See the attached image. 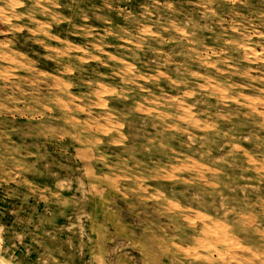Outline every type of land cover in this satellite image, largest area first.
Here are the masks:
<instances>
[{"label": "rangeland", "instance_id": "rangeland-1", "mask_svg": "<svg viewBox=\"0 0 264 264\" xmlns=\"http://www.w3.org/2000/svg\"><path fill=\"white\" fill-rule=\"evenodd\" d=\"M0 52L9 254L264 264V0H0Z\"/></svg>", "mask_w": 264, "mask_h": 264}, {"label": "crops", "instance_id": "crops-1", "mask_svg": "<svg viewBox=\"0 0 264 264\" xmlns=\"http://www.w3.org/2000/svg\"><path fill=\"white\" fill-rule=\"evenodd\" d=\"M16 207H17V205H16ZM0 208L4 209V212L0 211V214L5 215L6 214L5 211L7 210V205L0 203ZM20 208H21V205H20ZM6 238H7V235L6 236L4 235V239H6ZM6 246L7 245H5V243L3 244L2 240L0 239V264H22L21 257L12 256V254H9Z\"/></svg>", "mask_w": 264, "mask_h": 264}, {"label": "bare ground", "instance_id": "bare-ground-1", "mask_svg": "<svg viewBox=\"0 0 264 264\" xmlns=\"http://www.w3.org/2000/svg\"><path fill=\"white\" fill-rule=\"evenodd\" d=\"M103 5V4H102ZM96 9V8H95ZM17 10V9H16ZM99 21V20H98ZM22 25V24H21ZM34 25V24H33ZM9 30V29H8ZM86 33V32H85ZM1 53V52H0ZM4 54V53H3ZM2 61V60H1ZM19 61V60H18ZM23 61V60H22ZM24 62V61H23ZM17 63V62H16ZM20 65H22V64H20ZM25 65H26V63H25ZM23 66V65H22ZM30 68V67H29ZM23 69V68H22ZM31 69V68H30ZM35 72V71H34ZM94 73V72H93ZM59 75V74H58ZM31 78V77H30ZM20 81V80H19ZM95 82V81H94ZM3 83V82H2ZM60 83V82H59ZM85 83V82H84ZM50 84V83H49ZM15 87V86H14ZM36 87V86H35ZM90 87V86H89ZM11 88V87H10ZM30 88V87H29ZM35 89V88H34ZM95 90V89H94ZM12 91V90H11ZM83 91V90H82ZM7 96V95H6ZM39 96V95H38ZM42 104V103H41ZM107 109V108H106ZM86 111V110H85ZM260 114H262V113H260ZM31 115V114H30ZM34 115V114H33ZM67 118V117H66ZM1 121V120H0ZM81 122V121H80ZM85 123V122H84ZM104 123V122H103ZM69 130V129H68ZM8 132V131H7ZM59 133V132H58ZM87 134V133H86ZM60 135V134H59ZM78 143V142H77ZM2 155H3V152H2ZM38 171V170H37ZM133 177V176H132ZM130 185V184H129ZM137 196V195H136ZM161 200V199H160ZM158 208V207H157ZM231 221V220H230ZM229 221V222H230ZM241 222V221H240ZM210 226V225H209ZM241 228H243V227H241ZM256 228V227H255ZM185 229V228H184ZM204 230V229H203ZM239 230V229H238ZM217 231V229L216 228H212L211 230H209V229H205L204 231H203V233L202 234H204V235H210V234H212V233H215ZM244 233V232H243ZM242 234V233H241ZM259 235V234H258ZM215 237H217V236H215ZM261 237V236H260ZM225 238V237H224ZM223 238V239H224ZM256 238V237H255ZM187 239V238H186ZM217 239H219V238H217ZM223 239H221V240H223ZM258 239H260V238H258ZM184 241V240H183ZM231 241V240H230ZM205 243H207V242H205ZM225 243H227L226 241H225ZM236 243V242H235ZM230 245H231V243H229ZM239 244V243H238ZM253 244V243H252ZM216 245V244H215ZM234 245V244H233ZM241 245V244H240ZM171 246V245H170ZM236 246H237V244H236ZM239 246V245H238ZM243 248H245V249H249V247L248 246H242ZM263 247V246H262ZM209 248V247H208ZM238 249H239V247H238ZM197 255V254H196ZM223 256V255H222ZM196 257V256H195Z\"/></svg>", "mask_w": 264, "mask_h": 264}]
</instances>
